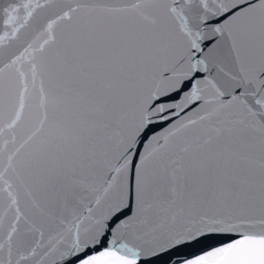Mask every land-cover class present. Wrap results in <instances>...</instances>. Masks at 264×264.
Returning <instances> with one entry per match:
<instances>
[{
    "label": "snow or ice",
    "instance_id": "1",
    "mask_svg": "<svg viewBox=\"0 0 264 264\" xmlns=\"http://www.w3.org/2000/svg\"><path fill=\"white\" fill-rule=\"evenodd\" d=\"M172 255L264 264V0H0V264Z\"/></svg>",
    "mask_w": 264,
    "mask_h": 264
},
{
    "label": "water",
    "instance_id": "2",
    "mask_svg": "<svg viewBox=\"0 0 264 264\" xmlns=\"http://www.w3.org/2000/svg\"><path fill=\"white\" fill-rule=\"evenodd\" d=\"M167 123H168V122H164L163 124H157L153 130H154V131H160V130H162V127H166V126H167ZM149 134H151V133H149ZM210 243H216V241H210ZM180 258H181V257H178V256H176V255H172V258H171V260L169 261V264H176V261H177L178 259H180ZM165 259H167V257H165Z\"/></svg>",
    "mask_w": 264,
    "mask_h": 264
}]
</instances>
